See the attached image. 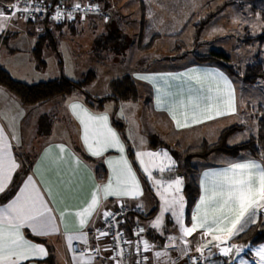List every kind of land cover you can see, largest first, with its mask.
I'll return each instance as SVG.
<instances>
[{
  "label": "snow or ice",
  "instance_id": "1",
  "mask_svg": "<svg viewBox=\"0 0 264 264\" xmlns=\"http://www.w3.org/2000/svg\"><path fill=\"white\" fill-rule=\"evenodd\" d=\"M49 5L46 0H13L12 3L0 6V34H2L7 23L13 19L36 20L37 18L47 15ZM63 5L57 0L55 4V14L50 18L60 23L64 20H73L74 12H83L82 19L87 16L88 12H98V5H90L87 8L81 3L76 2L72 5V10L65 13ZM39 31V29H37ZM141 80H155L156 77L139 76ZM162 78V77H161ZM175 79V78H173ZM203 80H211L215 88L209 86L206 96H196L190 98L187 104L183 100L168 103L158 97L157 105H165V109L175 121L177 129L190 127L194 124H201L208 120H214L218 117L235 114L237 109L235 105L234 90L231 81L222 72L204 73ZM201 82L198 78L197 83ZM222 85V87H221ZM159 92L160 90L157 89ZM223 99V105L215 101ZM72 114L79 120L83 128L82 140L87 151L92 156H102L110 148H116L122 154L117 160L109 159L107 161L112 170V175L108 182L102 186L97 185L96 190L91 195V200L86 207L76 212L80 218L79 227L84 229L88 226L89 220L93 213L97 218L101 213L97 212L100 205V193H103V200L108 197H115L116 203L120 205V212L103 211L102 217L108 224L106 229H97L95 239L100 241L103 237L113 231L116 224L123 221L117 220V216L123 213L127 206L121 203L122 198L136 199L142 195L140 182L136 173L132 170V165L123 156L124 146L120 141L117 133L109 126V117L107 110L103 114H92L82 103L72 102L69 104ZM177 107L185 108L182 113L183 122L177 118ZM123 115V108L121 109ZM243 123V121H241ZM243 135V134H242ZM13 139L19 142V138L13 134ZM63 154L68 152L76 165L81 163L80 159L66 149L63 144L56 146ZM51 149H46L44 155L47 156ZM262 159H246L243 162H232L228 167L221 171L204 172V179L201 182L202 195L195 206L191 216V226L186 227L184 224L185 200L182 195L183 181L179 177L170 178L168 182L155 180L157 186V195L162 201L160 215L151 227L160 229V235H164L162 230L164 213H170L174 220V226L179 227L181 236H167V246L163 252L156 251L155 258L159 262L163 257H168L163 264H176L168 253V248L178 250L181 257L189 255L188 244L190 241L183 240L184 237L192 236L197 230H201V244L196 251L203 255L204 249L213 245L224 256H228L235 250L237 253L243 251L242 246L229 244L234 237L244 233L249 225L258 222L264 223V153ZM147 157V161L144 159ZM63 158V157H61ZM136 158L143 168V171L152 176V169H157L160 173L165 171L171 172L174 168L175 161L172 160L169 153L160 152H137ZM21 167L12 155V145L7 142L4 135V129L0 127V194H5L13 179V174ZM73 177L66 182V191H74L76 181ZM46 193L50 196L51 190L46 189L42 192L34 180V176H27L22 186L14 198L7 203L0 205V264H40L48 252L42 243L34 242L26 238L25 229H28L34 237H47L59 233V227L56 223L54 208L50 206V199L46 198ZM138 209L143 205L136 204ZM64 213L60 214L61 221ZM94 221L92 226L94 227ZM145 228L139 227L134 233L140 237ZM67 245L71 250L72 241H83L87 244V234L80 231L75 234L65 232ZM123 239V233L116 231L113 240L119 242ZM177 239L183 240L184 247L176 243ZM143 252H148L153 247L147 240L141 238ZM126 244L136 249L137 258L134 264H147L148 256L141 254L140 244L133 241H125ZM118 244L109 248L108 245L101 246L97 243L94 247V254L99 257L102 252L116 251ZM124 249H120L116 256H104L102 260L112 261L113 264H127L124 259ZM87 256V261L84 257ZM256 256L259 257L257 264H264V244L259 245L256 250ZM119 257V258H118ZM72 259L77 264H92L94 256L81 252L80 256L73 253ZM192 264H196V257H190ZM230 264V261L228 262Z\"/></svg>",
  "mask_w": 264,
  "mask_h": 264
},
{
  "label": "crops",
  "instance_id": "2",
  "mask_svg": "<svg viewBox=\"0 0 264 264\" xmlns=\"http://www.w3.org/2000/svg\"><path fill=\"white\" fill-rule=\"evenodd\" d=\"M103 6L107 9L105 3H103ZM107 10H109L112 15L113 8L108 7ZM94 23L95 20H93L92 18H86L84 20L73 22L71 24L65 23L63 25H70V28L73 29H78V26H90L92 28H95L96 26ZM63 25H56L55 27L57 29L63 27ZM53 29L55 28L50 26V30L53 31ZM36 31V27L32 22L25 21L23 19H13L7 23L5 31L1 34V38L3 39L1 40V45L5 43L8 35H11L12 37L14 36L15 38L19 34H27L29 36L28 39L31 41L34 40L35 42ZM224 37L227 38L228 34ZM217 38L218 37H216L215 39ZM236 39L237 41L239 40L238 38ZM139 47L140 50L151 48L148 46ZM34 48L32 47V50ZM11 50L12 48H10V51ZM212 50L217 49L213 48ZM12 51L11 53H13V55L18 53L17 50H14L13 52ZM107 51H114L117 53V50L114 49L105 51L103 50L102 53ZM219 51L225 52L230 57V59H232L231 57L233 55L231 56L229 55V53L223 50ZM188 56L181 59L168 58L167 60H171L173 63L170 66L156 69L144 68L137 70L132 74V77L137 81L138 87H143L145 89L144 94L146 98H148L147 102H150L151 108L154 113L161 115L160 117L164 118V120H167V124L170 128H172L173 132L177 133L180 136L184 133L185 138V132H187L188 130L192 133L195 132V139L215 141L219 137L220 132L225 127L236 124H241L245 127V123H242L241 121H247L246 118H249L251 117V115H253V110L256 108V106H258V108L261 107L262 109H264V102H251L250 99H248L247 102L246 100L247 96L249 97L250 94H253L256 87H261L263 85L261 84L262 82H258L256 84H247L244 81L231 76L223 68L217 65L197 63L194 61L193 57L189 62L175 64L177 61L185 59ZM26 61L27 63L35 62L33 53L30 57V61H28V59H26ZM0 65L7 69L15 79L28 83L26 79H20L19 77H17L13 73L12 69L5 63L2 62L0 63ZM18 66L22 68L20 64ZM217 71L222 72L231 81L232 89L234 90L235 105L237 109L236 113L218 117L214 120H208L201 124H194L190 127L177 129L175 121H173L171 115L165 109V105H157V98L160 97L168 103L183 100L185 104H187L190 98H194L196 96H206L208 94V87L211 86L215 88V84L211 80H203V74ZM142 75L156 77L157 79L141 80L138 77ZM198 78H201L200 83H197ZM157 89H159L160 91L158 92ZM72 102L82 103L83 106L87 108L92 114H103L106 111V109H100L86 104L84 97H81V95L75 96L73 98H71L70 96L57 97L37 105H25L22 103L21 99L18 96L10 92L6 87L0 86V127L4 129V135L7 138V142L12 145L13 157L15 158L16 162L21 165V167L17 169V171L13 174L12 182L10 183L8 189H6V192L9 191V189L12 187L13 182L15 181V178L20 177V184L16 192L8 199L0 200V205L7 203L10 199L14 198L15 194L18 192L19 187L22 186L27 176H34L37 187L42 192H45L46 189L51 190L50 196H48L46 193V198L50 199V206L54 208V215L56 217V223L59 227V233L47 237H34L31 235L28 229L24 230L26 238L31 239L37 243H42L48 252L47 257H45L43 261L40 262V264H77V262L73 261V252L67 245V238L65 235L66 231L68 234H75L80 231H83L87 234V244H85L83 241L76 240L72 241V244L76 242L79 243L82 247L97 243H99L101 246L108 245V239L106 237H103L100 241H97L95 239V235L97 234L96 230L100 229V227L103 226L104 218L102 217V212L109 211L110 209L119 206V204L115 202V197H108L106 201L103 200V193L101 192V202L97 208V212L101 213L100 217L97 218L96 213H93L92 218L89 220L88 226H86L82 230L80 229V218L76 215V212L80 211L81 208L87 206V204L91 200L92 193L96 190L97 185L102 186L108 182V179L112 175V170L109 167L107 161L109 159L117 160L121 157L122 154L116 148L108 149L105 153H103L102 156L99 157L92 156L87 151V148L81 138L83 135L82 125H80L79 120H77L76 117L72 114V111L69 107V104ZM215 102L220 104L221 106L223 105V99H219ZM47 105L50 106L47 108ZM184 111L185 108L183 107H177L176 109L177 118L180 119L181 122H183L182 113ZM45 115L52 118L58 117L61 125L57 131H55V129H51L48 133L45 134H42L40 132V120L41 117ZM107 115L109 117V126L119 136L120 141L124 146L123 156L132 165V170L136 173V177L140 182V188L142 191V195L137 197L136 199L122 198L121 203H128L133 209L136 210H131L121 220L123 222L120 223V227L127 236H130L132 233V226L135 224H141L145 228V240L148 241L149 245L153 246L150 251L146 252V256H148L149 258L148 263L163 264V262L166 261L168 257H163L161 261L158 262L155 258V252H163L165 250V247L168 243L166 240L167 236H175L178 238L181 236L179 227L174 226V220L173 218H171L170 213H166V219L165 222H163V236L159 234L161 231L160 229H154L150 226L151 223L154 222L160 215L162 201L156 195L147 194L148 184L146 180L143 179V177L138 173V169H135V165H133L131 159L129 158L125 142L122 140L119 131L115 128V124H113L111 111L107 110ZM192 133L190 135H192ZM13 134H15L19 138V142L12 138ZM179 140L180 138L177 137L176 142ZM59 144H63L66 149H69L72 153H74L80 159L81 163L79 165H76L68 152L62 154L56 147ZM49 148L51 149V151H49L48 155L45 156V150ZM246 159L255 158L250 157L247 153H242L240 156L235 158L224 155H213L206 159V162L199 164L200 171L197 179L200 188V194L195 205L192 207L189 218H187L186 212V195L182 193L185 200L183 219L186 227L191 226V216L194 213L196 204L199 202L200 196L203 194L201 188V182L204 179L203 173L221 171L224 168L228 167L232 162H243ZM255 160L260 161L258 159ZM179 168L180 167H178V169ZM101 169H105L107 175L106 179H104L103 181L99 180L96 173V171ZM176 171L177 169L172 170L171 172L165 171L158 176L162 180L168 181L170 178L173 179V177L176 175ZM73 174H75L74 179L76 181V187L74 191L69 192L65 190L66 182L73 177ZM145 183L147 185H145ZM3 195L4 194H0V197ZM138 203L142 204L143 208L138 209L136 207V204ZM62 212L64 213V216L63 220L61 221L60 214ZM93 221L95 222L94 227L92 226ZM183 240L190 241V243L188 244L189 250L197 248L201 244V230H197L195 233H193L192 236L184 237ZM183 240L177 239L176 243L179 244L180 247H184ZM228 243L242 246L243 250L247 247V245L245 244L238 243L236 237H234ZM252 248L253 246L250 247V250ZM168 253L171 259H173V257L177 255L179 251L173 248H168ZM237 254L238 253L233 250V252L228 256H224L216 248L215 252L207 257L203 264H215L214 259L217 257H224L226 260H228V262L231 261V264H239L241 258L237 257ZM104 256H109V252H102L99 258L93 259L94 262H92V264H111V261L105 262L102 260V257ZM87 259L88 257L85 256L84 260L87 261ZM232 259H234L233 262ZM255 262L256 261L252 263L255 264Z\"/></svg>",
  "mask_w": 264,
  "mask_h": 264
},
{
  "label": "rangeland",
  "instance_id": "3",
  "mask_svg": "<svg viewBox=\"0 0 264 264\" xmlns=\"http://www.w3.org/2000/svg\"><path fill=\"white\" fill-rule=\"evenodd\" d=\"M103 1L96 0L95 2L101 5L105 3L107 9L108 7L113 8L111 19L102 21L96 18L95 28L78 26V29H73L66 24L56 29L52 24L51 26L55 29L44 43L41 62L35 59V62L27 63L26 59L30 61L32 47L34 48L38 42V36L44 35L45 32L36 31L35 42L29 40L27 34H19L15 38L8 35L3 45H1L3 39L0 34V63L8 65L17 77L26 79L28 83L49 81L61 76L73 80H83L89 77L92 71L94 77L84 84L85 91L92 97H108L115 93L111 87L113 79L132 75L137 70L144 68L156 69L170 66L173 63L171 60H167L169 56H179L189 50H194V24L205 15L212 14L220 4L226 1H232V3L206 26L202 39L208 42L200 49L198 48V51L207 53L213 48L226 51L229 55H233L230 60L237 65H244L256 58L257 55H259V60L264 62V44L261 45L258 41L244 43L239 38V36L246 37L264 31V0ZM91 18L89 17V19ZM111 27H116L123 33L124 40L116 45L120 51L117 53L114 51L102 53L103 51H101V54L93 50L95 39L107 33ZM227 34L228 37H224ZM216 37L218 38L215 39ZM148 43L152 44L150 49L140 50L139 46H145ZM179 44L181 47L178 48ZM10 48L13 51L17 50L18 53L13 55ZM191 59L192 56L189 55L175 64L186 63ZM19 64L22 68L18 66ZM261 82L263 85L256 87L253 94L246 97L247 102L248 99L251 102H264V81ZM144 91L143 87L139 88L138 99L106 100L102 107H100L101 104L93 101L91 105L111 111L112 119L117 123L115 128L119 131L126 147L129 143L132 148L129 158L148 184V195L159 197L154 181L162 180L158 176L162 173L153 168L152 176L149 177L137 160L136 153L165 150L175 161L173 170L177 169V171L173 179L177 177L182 179V193L185 195V188L191 176L186 172L183 173L181 168L178 169L179 164L182 165L178 156L189 145L199 144L203 140L195 139V132L192 133L188 130L185 132V138L184 133L180 136L173 132L167 124L168 121L154 113L150 102H147ZM79 95L82 97L83 93L77 91L70 97ZM49 106L47 105V108ZM122 108L123 115H121ZM259 108L256 106L255 110ZM50 119V130L57 131L61 122L58 117H50ZM246 119L247 121L243 122L245 127L243 125V128L236 131L230 138L231 144L248 140L256 135L258 118L253 112V115ZM191 133L192 135H190ZM177 137L180 140L176 142ZM213 141L211 140V142ZM151 143L154 144V147ZM144 159L147 161L148 158ZM203 162L206 161H196L197 166L199 167V164ZM165 217L166 213H164L163 222H165ZM261 244L264 242L247 245L243 251L239 252L236 255L241 258L239 264H253L254 261L257 264L259 257L256 256V250ZM252 246L253 248L250 250ZM214 260L215 264H228V260L224 257H217ZM233 261L234 259H232Z\"/></svg>",
  "mask_w": 264,
  "mask_h": 264
},
{
  "label": "trees",
  "instance_id": "4",
  "mask_svg": "<svg viewBox=\"0 0 264 264\" xmlns=\"http://www.w3.org/2000/svg\"><path fill=\"white\" fill-rule=\"evenodd\" d=\"M99 1L104 2L103 0ZM12 2L13 0H0V5L3 6ZM231 3L232 1H226L220 4L212 14L205 15L194 24V50H189L179 56H169L168 58L181 59L191 55L194 61L197 63L217 65L223 68L231 76L242 80L247 84H256L258 82L264 81V62L259 60V55H257L252 61L244 63V65H237L231 62L230 57L225 52L219 50H210L207 53H202L198 51V48L200 49V47L207 44V41L202 39L206 26ZM96 18L98 17H92L93 20ZM98 19L104 21L101 18ZM69 23L71 24L73 22ZM63 24L65 23H60L57 25L60 26ZM42 31L45 32V34L38 36V42L35 48L32 50L35 59L39 62L42 61L41 56L44 43L46 39L52 35V30H50L49 25H46ZM179 35H177V37L180 38ZM239 38L244 43L258 41L262 45L264 44V31L256 35H248L246 37L239 36ZM122 40H124L123 33H121L118 28L111 27L107 33L100 35L95 39V46L93 50L97 51L98 53H101V51L105 49H114L119 52L120 49H117L116 45ZM151 45L152 44L148 43L147 45L141 47H151ZM177 47H181V44H179ZM93 77L94 73L91 71L89 77L83 80H73L66 76H61L57 79L49 81L26 83L15 79L7 69L0 65V86L6 87L10 92L18 96L25 105H37L57 97H68L77 91H81L83 93L86 104L91 105V102L95 101L98 104H101L100 107H102L106 100L138 99L139 87L137 81L132 77V75H124L121 78L117 77L116 79H113L111 81V87H113L115 93L108 97L101 98L90 96L84 89V84L92 80ZM253 112L258 118V130L254 137L239 143L231 144L230 138L236 131L243 128V125L241 124L231 125L225 127L220 132L219 137L215 141L211 142L204 139L199 144L188 146L182 151V154L180 153L179 156L177 155L180 163H182V165L179 164L181 170H183V173L186 172L191 176L185 188L187 200V218H189L192 207L195 205L200 194V188L197 179L200 168L197 166L196 161L206 160L213 155H224L235 158L240 156L242 153H247L250 157L258 160L262 159L261 154L264 153V109L260 107L258 110L254 109ZM112 120L113 124H117L114 119ZM50 122L51 119L49 116L45 115L41 117L40 132L42 134L49 132L51 126ZM151 144L154 147V144ZM128 146L127 152L128 155H131L132 148L130 147L129 143ZM96 173L99 180L103 181L106 179L107 175L105 169L98 170ZM20 180V177L15 178L12 187L0 197V200H6L12 196L18 188ZM145 185L147 184L145 183ZM236 240L238 243L245 245H254L264 242V223L258 221L256 224L250 225L244 233H241L236 237Z\"/></svg>",
  "mask_w": 264,
  "mask_h": 264
},
{
  "label": "built area",
  "instance_id": "5",
  "mask_svg": "<svg viewBox=\"0 0 264 264\" xmlns=\"http://www.w3.org/2000/svg\"><path fill=\"white\" fill-rule=\"evenodd\" d=\"M46 2L51 5L48 10H47V15L37 18L36 20H27L32 22L36 30L39 29V31H42L46 25L51 26L54 24L56 26L57 24L60 23H69V22H77L80 20H83L85 18L89 17H98L103 19L104 21H107L111 18L109 10L105 9L101 4L96 3L95 1L92 0H59V2L64 6L63 11L65 13L69 12L72 10V5L76 2L81 3V5L85 8H87L90 5H98L99 6V11L98 12H88L87 16L82 19V16L84 15L83 12H74L73 15L75 16V19L73 20H64L60 23L54 22L50 17L55 14V4L57 0H46ZM127 206L124 208L123 213L117 216V220H122L131 210H136L131 207L130 204L124 203ZM109 211H112L114 213H119L120 212V205L117 206L116 208L110 209ZM112 224L115 225V228L113 229L112 232L109 233L106 238L108 239V246L111 248L112 245L118 244V247L116 248V251H110L109 255L111 256H116L117 252H119L120 249H124L125 255L124 259L127 261V264H134L135 259L137 258L136 256V249L129 244H126L125 241H133L137 244H140L141 247V254L143 256H146V252H143V244L141 242V238L145 240V235L144 233H141L140 237L136 236L134 233L137 231L138 226L143 227L141 224H135L132 226V233L130 236H127L124 231L120 227V223L116 224V221H112ZM108 227V224L103 220V226L100 227V229H106ZM116 231L122 232L123 233V239L120 240L119 242L113 240V236ZM96 244H91L86 247H82L79 243H73L71 245V250L75 255L80 256L81 252L88 253L89 255L94 256V258H99L96 257L94 254V247ZM216 248L213 245H209V247L204 249L203 255H201L199 252L196 251L195 249L189 250V255L185 257H181L180 253L175 255L172 260L176 261V264H192V261L190 257H196V264H203L206 260L207 257H209L213 252H215ZM119 258V257H118ZM111 264L113 262L111 261ZM147 264H149L147 262Z\"/></svg>",
  "mask_w": 264,
  "mask_h": 264
}]
</instances>
